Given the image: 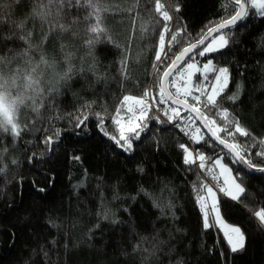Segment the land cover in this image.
Listing matches in <instances>:
<instances>
[{
    "label": "trees",
    "instance_id": "16d2710c",
    "mask_svg": "<svg viewBox=\"0 0 264 264\" xmlns=\"http://www.w3.org/2000/svg\"><path fill=\"white\" fill-rule=\"evenodd\" d=\"M159 2L158 11L156 0H0V93L15 121L0 127V264H264V227L255 216L264 209V173L233 164L195 121L203 132L195 152L211 157L208 164L224 155L245 189L240 201L217 192L223 219L245 237L233 253L215 224L204 227L193 186L207 183L196 164H184L179 145L187 142L157 122L153 104L130 152L109 138H119L124 97L147 98L150 88L163 109L160 83L175 57L236 10L232 0ZM222 32H230L226 48L190 58L229 69L217 102L250 135L218 134L264 167L257 155L264 141V17L249 5L247 17ZM206 111L225 126L216 109Z\"/></svg>",
    "mask_w": 264,
    "mask_h": 264
},
{
    "label": "snow or ice",
    "instance_id": "6c2138e0",
    "mask_svg": "<svg viewBox=\"0 0 264 264\" xmlns=\"http://www.w3.org/2000/svg\"><path fill=\"white\" fill-rule=\"evenodd\" d=\"M236 10L231 18L224 20L219 23L215 28L210 29L212 32L219 33L218 36H213L208 43H205L204 40H200L198 43H193L189 47H185L179 56L172 62L169 68L164 72V78L167 79L174 70L178 67V64L183 61L185 55L194 51L196 48L201 47L200 51L196 55L203 57L208 53L222 51L228 46L229 40L228 37L230 32H222L223 29H231L235 27L236 23L240 20H243L248 15V6L252 9H255L257 14L261 17H264V0H234ZM163 5L160 4L159 0H156V10H161ZM176 11H179L177 6ZM164 20H170L167 11L162 12ZM167 31V27H165ZM172 40H176V35L172 36ZM164 46V37H160V48L163 50ZM227 55L228 53H223ZM156 60H160V54H156ZM191 62L187 63L185 68L177 72L170 82V86L175 88V92H167L163 85H161L159 93V102L160 104L165 105L163 109L158 107V111H161L165 117H167L168 122L178 121L176 127L180 128L186 136L189 137L194 143H200L203 140V134L200 132V128L195 126V121L200 120L201 125L208 129V132L211 134V138L218 142L219 145H223V148L226 149V155L231 158L233 164L240 163L244 165L249 171L256 169L261 173H264V167L256 168L255 165L251 163L250 153L247 156L242 153L245 151L239 144L233 139L231 142L225 138H222L218 133L224 132L227 137H235L237 133L241 136H249L248 131L243 128L239 121L230 117L227 109H223L220 106V103L217 102V98L223 89L227 86L229 79V69L227 67H217L212 63L211 60L207 61L202 67H198L195 62V57L190 58ZM194 72H200L204 81L207 82L206 85H200L198 83L192 82V75ZM214 73L211 81H208V74ZM175 97V98H174ZM182 97V99L180 98ZM155 99V98H154ZM189 99L193 103H189ZM226 99L235 101L238 99V93ZM129 101L134 102V105H140L138 110L133 111V105L128 106V112L132 115L131 118L141 121V123L130 124L126 128L123 126L119 127V138L116 136H110L109 138L115 142V144L125 152H130L133 147V140H139L141 132L147 128V113L151 107L145 103L143 99H137L131 96L124 97V104L127 105ZM170 102V103H169ZM222 103V102H221ZM124 105H122L123 107ZM204 109V110H202ZM208 109H216L215 115L218 116L221 120L224 121L225 126L221 127L216 124L215 119L211 118L207 111ZM182 112H187V116H182ZM119 115V113H118ZM157 122L160 121V117H154ZM84 120H87V116L78 122V127L84 123ZM117 125H120V120L116 121ZM228 125H231L232 131H228ZM0 127H4V121L0 120ZM99 130L103 132L105 136H108V133L104 130L103 123L99 125ZM11 133L14 136L19 135L18 129H11ZM128 133V134H126ZM51 137H48L45 140V143L51 142ZM123 142V143H122ZM261 148L257 152L258 156H264V141H260ZM254 146V145H253ZM180 148L184 151V164L185 165H197L198 170H206L205 174L211 176L214 181H216V187L219 188V191L223 192L225 196L230 197L233 201H240L241 195L245 192L244 187L241 183H237V177L232 176V169L225 164L224 155H220L214 160L211 164H208L207 161L211 157H206L203 153L197 152L195 156L193 152L188 149L184 144L179 145ZM79 159V157H75ZM197 161L199 163L197 164ZM218 169V171H217ZM140 171H143L140 169ZM224 176L223 186L220 185L219 177ZM199 179V177H198ZM193 190L196 192V201L200 205L201 211L204 213V227L209 228L212 225L209 223V212L214 213L212 220L215 224L219 220V207L218 201L216 198V192L213 190L212 186L204 184L201 182L199 188L195 185ZM43 191V189H41ZM143 191V189H141ZM133 199H135L133 197ZM255 216L258 218L262 227H264V209L257 211ZM227 242L230 246V249L233 253L242 250L244 247L245 237L243 232L239 227H232L229 232H225Z\"/></svg>",
    "mask_w": 264,
    "mask_h": 264
},
{
    "label": "rangeland",
    "instance_id": "374dc122",
    "mask_svg": "<svg viewBox=\"0 0 264 264\" xmlns=\"http://www.w3.org/2000/svg\"><path fill=\"white\" fill-rule=\"evenodd\" d=\"M219 35V34H218ZM218 35H216V36H218ZM163 37H164V46H163V50L161 51V48H160V43H159V46H158V53L160 54V56H162V54H163V51H164V49H165V47H166V40H167V38H166V35H163ZM209 54V53H208ZM191 62V61H190ZM195 62L197 63V66L198 67H202L207 61H201V60H195ZM187 63H189V62H187ZM187 63H185L184 64V66H183V68H185V66H186V64ZM213 63V62H212ZM214 64V63H213ZM211 73V72H210ZM209 73V74H210ZM200 75V77H201V80H199L197 83L198 84H200V85H206L207 84V82L206 81H204V79H203V77H202V75H201V73L200 72H194L193 73V75H192V82L194 83V79H195V75ZM229 79H230V77H229ZM229 79H228V82H227V85L229 84ZM208 80H210V77H208ZM212 80V79H211ZM210 80V81H211ZM227 87V86H226ZM225 87V88H226ZM224 88V89H225ZM175 89V88H174ZM224 89H223V91H224ZM222 93V92H221ZM220 93V94H221ZM131 97H134V96H131ZM135 98H137V99H143L144 101H145V103H147L148 105H152L153 104V106L156 108V109H158V107H156V105H155V103L153 102V98H152V91H151V89L149 88V92H148V96H147V98H138V97H135ZM180 98H182V97H180ZM129 105H133V111H136V110H138L139 109V107H141L140 105H134V102H132V101H129L128 102V104L127 105H125L124 106V110H123V114H121L120 115V117H119V120H120V125H119V127L120 126H123V127H127L128 125H130V124H135V123H141V121H139V120H136L135 118H131L130 119V117H131V113L130 112H128V106ZM152 109H153V107H151ZM12 106L10 107L9 106V103L7 102V99L5 98V94H3V92H1L0 93V120H2V121H4V124L6 125V126H12V127H14L15 126V121H14V116H13V112H12ZM197 127V126H196ZM200 132L203 134V132L201 131V129H200ZM127 134V133H126ZM224 162V161H223ZM217 171H218V169H217ZM232 176H233V174H232ZM221 177V181H222V185H223V179H224V176H220ZM234 177V176H233ZM237 182V181H236ZM213 190L216 192V198H217V201L219 200V193H217V191L213 188ZM224 195V194H223ZM225 196V195H224ZM225 197H227V196H225ZM227 198H229V199H231L230 197H227ZM200 206V205H199ZM218 207H219V201H218ZM201 209V208H200ZM201 213H202V217H203V223H204V213L201 211ZM213 215H215L214 213H211V212H209V223H210V225L211 224H213V220H212V217H213ZM215 225L225 234V232H229L230 231V229L232 228V227H236V226H233V225H230V224H228L224 219H223V217H222V215H221V211H220V208H219V220L215 223Z\"/></svg>",
    "mask_w": 264,
    "mask_h": 264
},
{
    "label": "water",
    "instance_id": "95a60500",
    "mask_svg": "<svg viewBox=\"0 0 264 264\" xmlns=\"http://www.w3.org/2000/svg\"><path fill=\"white\" fill-rule=\"evenodd\" d=\"M232 1H234V0H232ZM242 20H240V21H238L237 23H239V22H241ZM236 23V24H237ZM215 28V27H214ZM223 30H225V29H223ZM223 30H221V31H223ZM219 33H216V32H212V31H208L205 35H204V37L201 39V40H204V42L205 43H208V41L213 37V36H216V35H218ZM198 43V42H197ZM189 47V46H188ZM201 47H202V45L200 46V47H198V48H196L194 51H192V52H190V53H188L187 55H185V57H184V59H183V61L182 62H180L179 64H178V67L174 70V72L171 74V75H169V77L167 78V79H165L164 78V75H163V77H162V79H161V83H160V87H161V85H163L164 86V88L166 89V91L167 92H171L170 91V89H169V87H168V82H169V80H170V78L173 76V74L174 73H176V71H178L181 67H183V65L185 64V62L187 61V59L188 58H190V56L192 55V54H194L195 52H197V51H199L200 49H201ZM183 50H181L179 53H178V55L177 56H179L180 55V53L182 52ZM176 56V57H177ZM176 57H175V59H176ZM174 59V60H175ZM175 98V97H174ZM170 103V102H169ZM184 114L185 113H187V112H183ZM196 122L200 125V127H202V129L204 130V133L214 142V143H216L217 145H219L218 144V142H216L215 140H213L212 138H211V134L208 132V129L207 128H205V127H203L202 125H201V122H200V120H196ZM221 148H223V145H219ZM224 149V148H223ZM226 150V149H225ZM252 170H254V169H252Z\"/></svg>",
    "mask_w": 264,
    "mask_h": 264
},
{
    "label": "built area",
    "instance_id": "2783aa9c",
    "mask_svg": "<svg viewBox=\"0 0 264 264\" xmlns=\"http://www.w3.org/2000/svg\"><path fill=\"white\" fill-rule=\"evenodd\" d=\"M181 69H183V68H181ZM181 69H179L178 71H176V73L179 72ZM176 73H174L173 76H174ZM173 76H172V77H173ZM172 77H171V81H172ZM154 109H155V112L157 113V115H158V116H159V117H160L165 123H167L170 127H173L174 129H176V131L180 134V136H181V137L187 142V145H188L190 151H192V152H193V155L195 156L196 152H195L194 142H193L192 140H190L189 137L186 136V135L184 134V132H182V131L180 130V128L176 127V123H177V121H176V122H175V121H174V122H168V121H167V117H165L161 111H158V109H156V108H154ZM198 163H199V161H197V164H198ZM196 166H197V165H196ZM199 171H200V173L202 174L204 180L206 181V183H207L209 186H212L217 192L222 193L221 191H219V188L216 187V183H217V182L214 181V180L212 179L211 176H208V175L205 174L206 170H199ZM219 181H220V180H219ZM220 185L223 186L222 183H221V181H220Z\"/></svg>",
    "mask_w": 264,
    "mask_h": 264
},
{
    "label": "crops",
    "instance_id": "0c3cea01",
    "mask_svg": "<svg viewBox=\"0 0 264 264\" xmlns=\"http://www.w3.org/2000/svg\"><path fill=\"white\" fill-rule=\"evenodd\" d=\"M196 76V75H195ZM219 179L221 180V177H219ZM222 195H223V193H222Z\"/></svg>",
    "mask_w": 264,
    "mask_h": 264
}]
</instances>
